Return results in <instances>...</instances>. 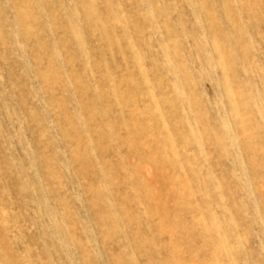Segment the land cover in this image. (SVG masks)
I'll return each instance as SVG.
<instances>
[{
	"label": "rangeland",
	"instance_id": "obj_1",
	"mask_svg": "<svg viewBox=\"0 0 264 264\" xmlns=\"http://www.w3.org/2000/svg\"><path fill=\"white\" fill-rule=\"evenodd\" d=\"M0 264H264V0H0Z\"/></svg>",
	"mask_w": 264,
	"mask_h": 264
},
{
	"label": "bare ground",
	"instance_id": "obj_2",
	"mask_svg": "<svg viewBox=\"0 0 264 264\" xmlns=\"http://www.w3.org/2000/svg\"><path fill=\"white\" fill-rule=\"evenodd\" d=\"M150 195V194H149ZM152 195V194H151Z\"/></svg>",
	"mask_w": 264,
	"mask_h": 264
}]
</instances>
